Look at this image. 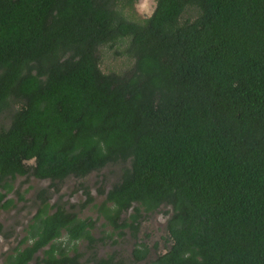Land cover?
I'll list each match as a JSON object with an SVG mask.
<instances>
[{"label": "trees", "instance_id": "1", "mask_svg": "<svg viewBox=\"0 0 264 264\" xmlns=\"http://www.w3.org/2000/svg\"><path fill=\"white\" fill-rule=\"evenodd\" d=\"M138 1L0 0V208L17 177L80 179L86 208L112 165L97 215L135 240L98 256L95 220L41 189L6 264H85L79 241L92 264H264V0Z\"/></svg>", "mask_w": 264, "mask_h": 264}, {"label": "rangeland", "instance_id": "2", "mask_svg": "<svg viewBox=\"0 0 264 264\" xmlns=\"http://www.w3.org/2000/svg\"><path fill=\"white\" fill-rule=\"evenodd\" d=\"M136 9L142 16H147L154 9L153 0H139L136 3ZM120 177V170L116 167L108 166L101 171L93 172L84 179L85 185L89 188L94 197L93 204L81 209L80 204L85 200L80 184L82 180L70 177L60 184L59 192H54V188L50 186L49 180H40L35 177H17L14 181V192L10 195L15 200V207L10 210L0 208V221L3 224V232L0 233V264H6V255L15 248L20 239L26 234L25 230L31 217L37 210L36 196L41 189H45L50 194V203L53 204L60 200L66 203V207L78 212L82 218L91 217L95 220L94 236L104 238L102 243H98L96 249L97 255L107 257L113 252L120 254L122 258L127 260L135 246V240L132 237L129 228L124 229V235L118 236L113 234L110 238L111 227L106 223L103 217H98L96 206L100 205L106 197V192L117 182ZM104 190L103 193L99 189ZM22 194L24 200L19 198ZM71 205H74L72 207ZM170 207L164 208L161 212L144 216L140 221L139 237H143V241L148 244L151 250L149 260L155 258L153 244L166 235V222L169 217ZM131 212V211H130ZM128 215H123L124 218ZM100 242V241H99ZM77 250L82 254L81 261L85 264H92L87 261L90 257L91 250L88 249L87 242L79 241ZM41 254V253H39ZM30 264H36L32 261Z\"/></svg>", "mask_w": 264, "mask_h": 264}]
</instances>
